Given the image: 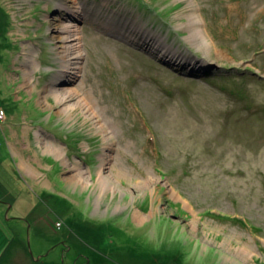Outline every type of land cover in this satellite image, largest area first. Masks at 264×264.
<instances>
[{
    "label": "rangeland",
    "instance_id": "374dc122",
    "mask_svg": "<svg viewBox=\"0 0 264 264\" xmlns=\"http://www.w3.org/2000/svg\"><path fill=\"white\" fill-rule=\"evenodd\" d=\"M58 2L84 13L67 112ZM0 113V264H264V0H0Z\"/></svg>",
    "mask_w": 264,
    "mask_h": 264
},
{
    "label": "bare ground",
    "instance_id": "6f19581e",
    "mask_svg": "<svg viewBox=\"0 0 264 264\" xmlns=\"http://www.w3.org/2000/svg\"><path fill=\"white\" fill-rule=\"evenodd\" d=\"M75 3V1H74ZM59 8L61 7L65 12L63 13L62 17H59L56 29L57 32L53 35L55 38L58 39V46L59 49L58 52L60 53V67L57 76L54 78L52 82L48 84V86L45 88V90H48V92L52 93V96L54 99L58 102V104L62 105L61 112H67L68 110L72 109L75 105H77L79 102L84 101V97H81L78 92L83 87L84 82L83 79L80 78L78 81L79 87L74 88H60V86L66 82H68L71 79H74L76 77V73L80 71L81 68L83 77L86 76L84 73V66H79L81 63L83 56V33L82 28L80 27L79 23L81 22L83 18L82 12V6H77V11H74L71 6L58 2ZM194 15H192L189 19L192 20ZM189 20V22H190ZM114 20L107 19V21L102 20L98 22L99 25H101L105 30L110 31L112 28L115 27ZM191 26L192 23L190 24ZM201 30V29H200ZM193 38H199V43L204 45L205 47L209 45H213V42H210L206 34H202L200 31L193 30V33L190 34ZM155 46L156 43H153ZM26 49V48H25ZM218 53L222 54L221 51H219L217 48H215ZM34 51L31 49H28L27 54H24L25 56V78L29 80L31 78V72L35 68L36 60L33 57ZM165 59H167L169 62H178V65L182 66L188 63L187 60L184 59H175L174 55H167V53H163L161 55ZM196 66V65H195ZM75 95L77 97V100L73 103H67L69 100H67L69 97L70 99H73L72 96ZM67 103V104H66ZM1 114V113H0ZM49 149L54 151L58 156L62 154V151L60 147L53 145H46ZM78 180L82 179L84 180V176L81 174L76 177ZM99 178L102 179L101 174L99 175ZM136 218H140L139 214H135Z\"/></svg>",
    "mask_w": 264,
    "mask_h": 264
},
{
    "label": "trees",
    "instance_id": "16d2710c",
    "mask_svg": "<svg viewBox=\"0 0 264 264\" xmlns=\"http://www.w3.org/2000/svg\"><path fill=\"white\" fill-rule=\"evenodd\" d=\"M61 225H62V222H61ZM147 256H148L149 260L147 261V259H146L147 262L144 264H170L171 263V261H170L171 256L168 257L164 254H159V253L147 254ZM171 258H173V257H171ZM178 261H179V259H175V262H178Z\"/></svg>",
    "mask_w": 264,
    "mask_h": 264
}]
</instances>
